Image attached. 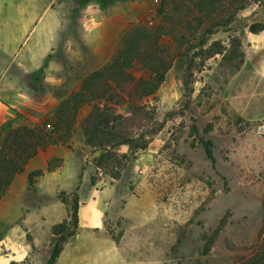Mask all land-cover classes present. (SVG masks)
<instances>
[{"label":"rangeland","instance_id":"obj_1","mask_svg":"<svg viewBox=\"0 0 264 264\" xmlns=\"http://www.w3.org/2000/svg\"><path fill=\"white\" fill-rule=\"evenodd\" d=\"M193 1L55 2L56 15L84 12L98 44L96 54L89 48L84 54L85 71L72 66L63 71L62 86L48 88V97L62 100L38 124L48 133L58 109L64 104L70 119L73 99H82L74 91L83 79L76 74L89 75L111 62L134 29L165 27V51L173 61L159 89L141 101L140 122L119 130L130 143L88 146L82 124L93 104L87 102L78 108L67 142L50 145L47 149L55 150H41L29 162V175L35 174L19 200L20 215L0 220L3 264H49L54 227L69 219L76 195L79 226L53 264H234L256 245L264 229L263 121L239 118L225 89L246 61L253 31L264 32V0H224L210 16L198 12ZM47 3L0 0V28L4 17L14 16L7 27L24 32ZM23 9L29 13L22 19ZM131 73L137 79L149 76L139 62ZM106 108L130 116L127 103L109 102ZM205 142L212 143L214 161ZM57 147L63 150L59 154ZM222 224L204 254L206 239Z\"/></svg>","mask_w":264,"mask_h":264},{"label":"crops","instance_id":"obj_2","mask_svg":"<svg viewBox=\"0 0 264 264\" xmlns=\"http://www.w3.org/2000/svg\"><path fill=\"white\" fill-rule=\"evenodd\" d=\"M43 1H48L46 9L24 32L7 27L8 23L9 26L13 25L14 16L7 20L4 17L3 27L0 28V144L6 133L13 128L42 124L49 117L48 113L62 101H58L55 96L48 97V88L62 86V73L72 66L76 70L85 71L84 54H87L88 48L94 54L97 53L98 41L96 35H91L92 31L87 30L84 12L77 17L51 13L55 2L77 0ZM28 13L27 9L21 10L20 18L23 19ZM71 62L74 64L71 65ZM86 76V72L76 74L77 78ZM80 89L79 81L74 91ZM225 98L230 109L244 122L264 121V32L251 35L246 61L228 81ZM51 150L55 149L49 148L48 153ZM56 150L57 154L63 151L62 147ZM43 154L46 160L47 155L45 152ZM29 164L26 172L14 178L2 197L0 220L18 219L21 212L19 200L29 188ZM4 241L0 240V244ZM2 257L0 264L7 259ZM11 257L12 260L15 258Z\"/></svg>","mask_w":264,"mask_h":264},{"label":"trees","instance_id":"obj_3","mask_svg":"<svg viewBox=\"0 0 264 264\" xmlns=\"http://www.w3.org/2000/svg\"><path fill=\"white\" fill-rule=\"evenodd\" d=\"M224 0H195L193 1L198 12L210 16L215 13ZM165 27L136 28L125 36L123 48L119 54L104 65L103 68L87 75L81 81L82 99H73L74 115L64 117L63 107L57 111L53 132L48 133L41 125L21 126L9 130L0 144V201L9 190L14 178L26 170L29 162L41 151L52 144L65 143L71 137L72 126L77 118L78 108L84 103H92L93 110L82 129L88 146L106 149L130 143L131 139L124 136L119 130L123 126H136L142 114L141 101L153 95L164 82L171 68L173 59L165 51ZM263 32V29L253 31L254 34ZM232 56V55H231ZM230 56V57H231ZM236 56H241L239 51ZM139 62L148 71V77L137 79L132 73L135 63ZM232 62V58H230ZM239 67V66H238ZM240 68H238L239 70ZM88 95V98L83 97ZM69 101L65 102L66 104ZM116 106L127 103L130 116L117 114L107 109L108 103ZM105 108L103 110L100 109ZM65 127L63 128V126ZM123 125V126H122ZM58 134L57 136L54 135ZM206 154L214 161L212 143L205 142ZM35 173L29 175L30 184ZM69 219L54 227L53 249L49 254V264H53L62 253L65 244L76 233L79 226V206L77 195L74 196ZM223 224L206 239L204 254L211 250L213 242L221 232ZM11 264H15L12 262ZM234 264H264V229L260 238L246 255L238 257Z\"/></svg>","mask_w":264,"mask_h":264},{"label":"built area","instance_id":"obj_4","mask_svg":"<svg viewBox=\"0 0 264 264\" xmlns=\"http://www.w3.org/2000/svg\"><path fill=\"white\" fill-rule=\"evenodd\" d=\"M259 131L264 134V121L260 124Z\"/></svg>","mask_w":264,"mask_h":264}]
</instances>
